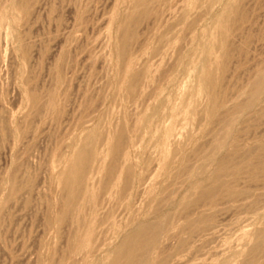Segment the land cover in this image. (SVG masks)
Segmentation results:
<instances>
[{
	"label": "rangeland",
	"instance_id": "374dc122",
	"mask_svg": "<svg viewBox=\"0 0 264 264\" xmlns=\"http://www.w3.org/2000/svg\"><path fill=\"white\" fill-rule=\"evenodd\" d=\"M158 1L161 3L159 4ZM163 1L164 0H152L148 3V7L150 4L151 7L150 9L148 8L147 16L145 17L144 15V17L141 16L139 18L138 23L135 24L137 27H134V24L130 27L134 35L130 36L131 39L128 40L125 46V48L129 47L130 49H124V53H122L120 51L122 48H119L122 47V41L120 40H123L121 24L135 11V6L133 7V5H136L135 0H0V264H47L49 261L48 259L52 256L57 260L58 256L65 252L67 247L66 242H68L67 239L70 238L71 231L76 228L77 224H75L74 221L77 216L74 215L72 218L71 215L67 219V223L64 222V225H66V227L71 226L69 228L72 230L70 231L68 227L65 228L62 224L61 229H63V231L61 230V233L63 235L60 233L61 235L58 236H56L54 232L55 229H52L54 228V226H52L53 223L49 224L50 221L48 220L52 217L51 213L54 215L59 208L58 201L62 194L59 176L65 167V163L62 161H64V159L66 160L70 155L72 147L76 145V143H79V139H81L85 132L83 130L85 127V130L98 128V132L100 133L101 131V139L97 143V155L100 156V159L97 156L96 160L92 163V165H94L90 167L91 174L89 183L92 184L93 187L95 185V189L97 188V190H99V181L101 180L102 174L103 176L105 174L103 173L105 172L103 168L111 157L109 156L110 154L106 142L112 137L114 131L118 129L117 127H120L119 124L124 126V121H126L125 123L129 122L126 124L127 128L124 126L128 132L126 131L127 134L125 133L126 142L124 143H126V145L124 144L123 147L125 146V148L122 147L121 149L122 152L120 153L121 156L119 155L120 159L118 158V166L121 167L124 164H132L133 160L135 173L133 180L135 183L133 182L132 189L128 190V197H125V200L123 194L122 197L120 194H117L118 190L113 189L111 192L112 183L108 184L106 189H102L103 192L100 189L99 191L102 193L97 191L98 195L101 194L97 196L99 198L101 197V200L98 199L100 203L98 201L96 202L97 204L99 203L96 205L97 212H101V214H98V218L102 217L100 215H102L103 210L105 216L112 213L111 219L109 218L108 220L109 222L114 218L113 221L116 224L119 223L118 226L126 227L129 221L130 223L135 222L147 214L149 215H147L148 218H152L151 215L155 209L159 211L163 208V211H160L162 213L160 215L164 217V220L166 219L165 222L168 223L165 224L166 232L164 233L165 235L161 237L163 239H161L162 241L159 244L160 247H157L158 249L156 248L157 252L153 249V254L151 253L153 257H165V255L168 254L167 264H264L263 171H260L254 178L251 177V172L253 171L252 164H248L245 169L241 171H244L243 174L240 172L242 175L238 174L235 176L229 171H224V175H222L223 173L221 174L223 177L220 176V180L224 183L227 182L228 188L237 191L240 189V193H248H242L239 196V193L237 195L229 194V196L231 195L229 197L228 193L224 190L222 191L223 187H221L217 197H212V200L205 199L202 202L201 200L203 199H199L201 188L211 183L212 177L214 173H216L219 159L225 154V156H229L233 160L234 158L235 160H240L245 154L254 150L261 153L262 156L259 154L258 158L254 154V156H252V158H255L253 161L260 160L264 163V154H262L264 153V117L262 119L255 118L253 114L254 110L236 108L230 114L232 121L230 120L229 126L224 123L222 125L220 122L211 121L207 117L205 110H203V108L206 109L205 106L208 103L209 97L206 95L207 93L205 91L203 92L200 89L199 81L200 75L204 73L209 72L212 75H217L218 73V77L222 76L221 86H223L222 88H224L223 90L226 92V108H231L235 105V102L240 103L242 99L244 100L245 97L241 95L244 94L245 96V94H247L246 91L249 90L248 83H250L251 78H253L256 73L255 71H257V68L264 69V0H231L233 2H231L232 4L230 0H221V2L223 1L222 5L219 0H212V2L211 0H202L203 3H205L203 4L202 1H200L202 6L199 4V0L198 2L197 0ZM162 2L164 4H162ZM165 2H167V5L163 6ZM11 3H13V5ZM207 3L208 8H211L207 9ZM15 4H17V7L19 6V10L18 8L16 9ZM226 5L233 8L237 5L240 6L241 9H244V15L240 20L237 19V15L232 12L225 19L229 27L228 34L230 36L228 35V43L230 44L231 53L228 56L229 58L227 57L224 59L222 57L223 48L220 42V34L216 27V21L223 15V13L219 12L221 10L218 11V9L220 7L222 9V6L225 8ZM4 6H6V10H3L5 9L3 8ZM190 7L193 9L191 8L190 10ZM132 8L133 10H131ZM224 8L222 12H224ZM11 12L15 13L12 14ZM127 14L129 16H126ZM215 16L219 17L216 18ZM9 17H12L11 19L15 17L17 20L14 18V22V20H11ZM8 19L10 20L7 21ZM115 19H117V22ZM189 20L192 21V25H189L191 24ZM235 21L237 23H235ZM132 27L134 29H131ZM163 30L165 33L161 35L160 32L162 33ZM136 31H138V33ZM201 31L203 32L202 35ZM207 31L209 32L207 33ZM166 33H171L172 37H169ZM12 35H14V37ZM159 36H162L163 39ZM167 36L169 38H167ZM10 37L13 38L11 39ZM158 37L160 38V42L158 40L155 41L156 38L159 39ZM209 37H211L212 40ZM215 38L216 40H214ZM118 39H120L119 42ZM208 39L209 41L207 42ZM16 40L18 42H16ZM20 41L21 44L19 43ZM161 41L162 43L166 42L165 44L168 45L164 44L163 48ZM210 41H212V43ZM154 42H159V44L157 45ZM205 42L206 44H204ZM17 43H19V45ZM151 43L154 44L152 45ZM208 43H210V45H208ZM149 44L152 47L148 46ZM200 44L201 46H199ZM206 45L209 47L213 45L212 49H214L210 51L209 54L206 53V55H204L205 51L208 52V47ZM116 46L118 47L116 48ZM155 47L158 49H155ZM167 47H170L169 50ZM152 48L153 50L155 49V51L152 52ZM166 48L168 52H165L164 49ZM118 51L119 54L121 53L120 56L116 53ZM153 53L155 55H151ZM159 53L161 55H158ZM214 55L215 57H213ZM117 56L119 59L122 58V60L126 62L124 63L121 59L119 60ZM178 57L180 63L183 64H176V62L178 63ZM180 57L184 59L182 60ZM219 57H222V59H219ZM129 58H132V60H129ZM185 58H188L187 60L191 62H182L186 60ZM220 62L222 63L220 64ZM174 63L178 70L174 66ZM132 64H135V69L132 68L134 67ZM222 64H224V70L222 69ZM128 67L130 68L129 71H140L142 68L141 73H144L140 75L143 79L141 78L142 81L139 82L140 86L136 88V93L137 89L138 93H135L136 95L134 96L137 97L131 96L128 92L127 94V89H124L127 84L126 77ZM146 67H148V70H145ZM136 68L138 70H136ZM202 68L204 71H200ZM122 69L125 70L123 71ZM209 69L215 72L213 73L209 71ZM147 71L149 72L147 73ZM169 72L170 74H174L175 72V75H169ZM237 72L239 73L237 74ZM223 73L225 74L223 75ZM144 75H148L149 77L146 76V78H144ZM121 77L123 79H121ZM168 77H170V79L174 78L172 79L173 81L169 80ZM123 83L126 84L124 85ZM122 85L124 87H122ZM31 92L33 93L31 94ZM157 92L158 94H156ZM36 95H39V100L38 98L36 99ZM129 95L133 99H130ZM155 95H157L159 99H157ZM263 95L264 94L261 95L262 98H264ZM261 96L259 101L263 103L264 99H262ZM156 99L157 101L155 102ZM162 99H164V101ZM170 100H172V103H175L177 107V115L173 122H171V119L168 117V111H170V107L168 108V106L172 107ZM50 101L55 106H53L52 103L50 105ZM165 102L166 104H164ZM153 103L156 105L159 103L163 104L160 106H165L164 111H166V116L165 113H163L164 116L162 115L164 111L163 108H160L159 111L161 112L155 114L156 119L153 117L154 114L151 115L153 119L150 126H143V123H140L141 127L138 123L139 118L142 115H147L152 112ZM230 104L233 105L231 106ZM193 105L198 109H195ZM190 109L193 111L191 112ZM194 111L196 112L193 113ZM246 112L252 113L253 116ZM190 114L195 116L191 117ZM156 115L157 117L162 116L157 118ZM159 119H161V122H165L161 123ZM99 120L100 123H98ZM170 123L174 126L176 142L172 140V143H169V145L165 147L167 150L165 152V148L160 144L161 141L159 140L160 136H158V134L161 133V131L163 132L164 127L168 126ZM208 123L209 126L207 127ZM237 123L239 124L238 126ZM136 124L138 128L134 127ZM127 125L130 126L132 130L129 129ZM152 130H154L155 133L157 132L156 135ZM217 130L220 131L218 132ZM132 133H134L136 137L134 136L131 139L133 136ZM152 133L153 135H150ZM77 135L80 137L78 136L77 138ZM231 137H234V139ZM103 139H105V141ZM72 141L75 143H72ZM130 142H133L131 145L133 147H130ZM70 143L72 146L69 145ZM224 144H227V146ZM160 147H162L163 150ZM129 148L135 149L131 152L132 150ZM176 148L179 149L177 150ZM123 150L126 151V153L123 152ZM129 150L131 153L129 152V155H127ZM136 150L137 156L134 154ZM140 151H142V153ZM217 151L221 152V154ZM160 153L164 156V159L162 156H159ZM132 154L134 155L132 156ZM218 154H220V157ZM229 154H232V156ZM179 155L181 157L183 156V158L180 159ZM129 156L130 160L125 159L126 157L129 158ZM149 156L154 158L152 159L154 161H151V163H149V158H151ZM103 161L104 164H102ZM128 161L129 163H126ZM211 161H214V163L216 162L215 166ZM179 162L181 163L179 164ZM98 163H100L101 166ZM96 164L99 165H97L99 168ZM184 164L185 166L182 167L181 165ZM178 168H180V172ZM157 169L162 172L160 173ZM208 170H211L210 172L212 174L210 173V175H208ZM100 171L102 174L99 173ZM97 172L99 173L98 176ZM150 173L153 174L149 175ZM176 175H178V177H176ZM190 176L193 177V179H191ZM147 177H150V182L147 181ZM15 178H17V180ZM175 178L177 179L175 180ZM154 179H156V181ZM171 179H174V181L172 182ZM208 179H210V181ZM224 179H226V182ZM11 180L17 181L21 185L14 181L10 183ZM152 182L155 186L158 185L154 188ZM14 184L17 187L15 190L16 192L12 191ZM145 188L147 190L149 188L151 192L146 194L149 190L145 191ZM153 189L156 190L152 194V191H154ZM143 191L144 193H142ZM103 193L106 194L103 195ZM111 193L113 194L111 195ZM143 194L147 199L148 197L150 198V195H153L152 200L148 199L152 204H148ZM105 195H107L106 198L108 196L109 198L106 199L104 197ZM114 196L119 197L115 198ZM164 196L165 199H163ZM104 199L107 200L108 203L104 201ZM119 199H123L122 202H119ZM161 199L162 203L160 201ZM176 199L178 201H176ZM112 200H114L113 202L117 200V202L114 203H117L116 206L113 205L112 202L109 203V201ZM179 201L180 204L178 203ZM170 202H173V205ZM100 204L102 208L101 206L99 207ZM118 204L120 208H122L124 204L125 205L118 211ZM126 204H128L127 208L125 207ZM106 205L108 207L110 205V207H105ZM111 206H113V209H111ZM170 206L171 209L169 208ZM87 207H85L86 209L83 208L85 212L84 210L82 213L80 212V216L82 214V216L89 217V208L91 206L88 205ZM132 208H135L134 210L136 211L132 210ZM165 208H169V211ZM54 209L55 211H53ZM105 209L107 210L106 212ZM164 209L166 211H164ZM127 210L128 212H126ZM188 210L193 211L189 212L191 216ZM121 211L124 212H122L123 215H120ZM113 213L114 215L116 214V219ZM130 213L131 215H129ZM124 217L126 220L123 219ZM200 217L207 218V223L204 224L205 226L199 227L200 229L196 228L189 233L186 242L183 244L185 247L182 245L184 248L181 246L179 247L180 249H177L178 245L180 246L179 241L187 236L189 231V229L186 228L187 221ZM121 222H125L123 223L124 226H122ZM110 223H112V221ZM207 226L208 228L205 229ZM63 232H67V234ZM61 240H64L63 242L65 245ZM256 242L260 243V248L252 252V248ZM162 250H164V254ZM52 251L53 253H51ZM223 259L225 262H221L224 261Z\"/></svg>",
	"mask_w": 264,
	"mask_h": 264
},
{
	"label": "bare ground",
	"instance_id": "6f19581e",
	"mask_svg": "<svg viewBox=\"0 0 264 264\" xmlns=\"http://www.w3.org/2000/svg\"><path fill=\"white\" fill-rule=\"evenodd\" d=\"M21 1V0H20ZM150 1H152V0H135V3H136V5H133V7L135 6V11L132 13V14H130V16L127 14L126 16H129L125 21H124V19H123V23L121 24V26H122V32H123V35H122V37H123V40L121 39H118V42H119V40L120 41H122V47H119L121 50V52L122 53H124V49H130L129 47L128 48H125V46H126V44H127V42H128V40L129 39H131L130 38V36L131 35H134V32H133V34H132V32H131V30H130V27L132 26V24H134V27L136 26L137 27V25H135L136 23H138V21H139V18L141 17V16H143L144 17V15H145V17L147 16L146 14H147V12H148V8L150 9V7H151V4H150V6L148 7V3L150 2ZM161 1V0H160ZM165 1V0H164ZM163 1V2H164ZM167 1V0H166ZM200 1H202V0H199V4L201 3ZM207 1V0H206ZM218 1V0H217ZM232 1H234V0H232ZM231 0H230V3L232 2ZM24 2V1H23ZM134 2V1H133ZM159 2V1H158ZM162 2V4H164ZM170 2V1H169ZM197 2H198V0H197ZM210 2V1H209ZM211 2H212V0H211ZM219 2L221 3V5H222V2H221V0H219ZM226 2V1H225ZM25 3V2H24ZM24 3H23V6H24ZM161 2H159V4H160ZM202 3H203V1H202ZM233 3V2H232ZM231 3V4H232ZM236 3V2H235ZM12 5H13V3H11ZM21 4V3H20ZM203 4H205V3H203ZM212 4V3H211ZM230 4V5H231ZM16 5V9L18 8V10L20 9L19 8V6L17 7V4H15ZM167 5V2H165V5H163V6H166ZM193 5V4H192ZM191 5V6H192ZM201 5V4H200ZM208 3L206 4V7H207V9H209V8H211V7H209L208 8ZM209 5H210V3H209ZM212 5H214V4H212ZM211 5V6H212ZM153 6V5H152ZM159 6V5H158ZM162 6V7H163ZM202 6V5H201ZM234 6V5H233ZM243 6V5H242ZM6 6H4L3 8H5ZM21 7V6H20ZM204 7V6H203ZM22 8V7H21ZM153 8V7H152ZM191 8L192 7H190V10H191ZM217 8V7H216ZM224 8V6H222V9ZM14 9V8H13ZM156 9H157V7H156ZM159 9V8H158ZM193 9V8H192ZM221 9V7L218 9V11L219 10H221V11H219V12H221V13H223V15H222V17H220V18H218V17H216V18H218L217 19V21H216V27L218 28V31H219V34H220V42L222 43V48H223V53H222V57L225 59V58H227L229 55H230V44L228 43V31H229V27H228V25H227V23H226V18L229 16V14L230 13H234L235 15H237V19H240L241 20V18L243 17V15H244V9H241V7L240 6H236V7H230V6H228V5H226L225 6V8H224V12H222L223 10ZM3 10H6V8L5 9H3ZM131 10H133V8L131 9ZM160 10V9H159ZM8 11V10H7ZM157 11V10H156ZM155 11V12H156ZM213 11V10H212ZM154 12V13H155ZM158 12V11H157ZM156 12V13H157ZM202 12V11H201ZM12 14L13 13H15V12H11ZM131 13V12H130ZM159 13V12H158ZM190 13V12H189ZM199 13V12H198ZM206 13V12H205ZM8 14H9V12H8ZM2 15V14H1ZM5 15V14H4ZM3 15V16H4ZM10 15V14H9ZM6 16V15H5ZM14 16H15V14H14ZM115 16V15H114ZM209 16V15H208ZM234 16V15H233ZM8 17V16H7ZM116 17V16H115ZM115 17H113V18H115ZM118 18H120L119 16H117ZM156 17V16H155ZM201 17V16H200ZM6 18V17H5ZM10 18V17H9ZM12 18V17H11ZM10 18V19H11ZM15 17H13V19H11V20H14V22H15V19L17 20V18H15ZM112 18V19H113ZM186 18H187V16H186ZM215 18V19H216ZM10 19H8L7 21H9ZM188 19H189V17H188ZM187 19V20H188ZM233 19V18H232ZM117 19H115V21H116ZM181 20H182V18H181ZM186 20V21H187ZM243 20V19H242ZM183 21V20H182ZM185 21V22H186ZM190 21V20H189ZM233 21V20H232ZM11 22V21H10ZM112 22H113V20H112ZM117 22V21H116ZM192 21H190V23H191ZM203 22H206V21H203ZM208 22V21H207ZM13 23V22H12ZM235 23H237L236 21H235ZM14 24V23H13ZM186 24H187V22H186ZM188 25V24H187ZM189 25H192V23L191 24H189ZM188 25V26H189ZM119 26V25H118ZM232 26H234V25H232ZM172 28V27H171ZM206 28H208V27H206ZM205 28V29H206ZM210 28V27H209ZM244 28V27H243ZM118 29V28H117ZM131 29H134L133 27L131 28ZM169 29V28H168ZM137 30V29H136ZM210 30V29H209ZM10 31V30H9ZM118 31V30H117ZM167 31V30H166ZM171 31H172V29H171ZM211 31L213 32V30L211 29ZM215 31H216V29H215ZM137 33H138V31H136ZM170 32V31H169ZM168 32V33H169ZM209 31H207V33H208ZM217 32V31H216ZM119 33H121V32H119ZM163 33H165L164 32V30L162 31V33L160 32V34L162 35ZM168 33H166V34H168ZM202 31H201V35H202ZM206 33V34H207ZM122 34V33H121ZM159 34V33H158ZM157 34V35H158ZM166 34H165V36H166ZM205 34V35H206ZM215 34V33H214ZM169 35V37H172L171 36V33L170 34H168ZM204 35V36H205ZM211 35V34H210ZM13 37H14V35H12ZM121 36V35H120ZM215 37H216V34L214 35ZM219 36V35H218ZM230 36V35H229ZM9 37V36H8ZM12 37V38H13ZM160 38L162 37V36H159ZM158 37V38H159ZM168 36H167V38H169ZM174 37V36H173ZM206 37H207V35H206ZM213 37V36H212ZM11 38V37H10ZM11 38V39H12ZM114 38V37H113ZM160 38L159 39H157L156 38V40L155 41H159L160 40ZM211 40H212V38L211 37H209ZM162 39H163V37H162ZM165 39H166V37H165ZM164 39V40H165ZM201 39V38H200ZM203 39V38H202ZM230 39V38H229ZM15 40V39H14ZM18 40V39H17ZM16 40V42H18ZM164 40H162V41H164ZM168 40V39H167ZM167 40H166V42H167ZM214 40H216V38L214 39ZM214 40H213V42H214ZM113 41V40H112ZM162 41H161V44H162V47L164 48V44L166 43V42H163L162 43ZM204 41V40H203ZM209 41V39L207 40V42ZM218 41V40H217ZM245 41V40H244ZM160 42V41H159ZM159 42H154V43H156L157 45L159 44ZM211 43H212V41H210ZM20 44H21V41L19 42ZM19 43H17L18 45H19ZM99 43V42H98ZM130 43V42H129ZM154 43H151L152 45L154 44ZM216 43V42H215ZM214 43V44H215ZM9 44V43H8ZM204 44H206V42L204 43ZM220 44V43H219ZM237 44V43H236ZM18 45H17V47H18ZM130 45V44H129ZM156 45V46H157ZM165 45H168V44H165ZM208 45H210V43H208ZM148 46H151L150 44L148 45ZM155 46V45H154ZM159 46H161V45H159ZM176 46V45H175ZM199 46H201V44L199 45ZM207 46V45H206ZM213 46V45H212ZM212 46H207L208 48H207V51L208 52H206L205 51V48H204V51H205V53H204V55H206V53L207 54H209V52L210 51H213V49H212ZM16 47V46H15ZM118 46H116V48H117ZM152 47V46H151ZM158 47V46H157ZM157 47H155V49H158ZM161 47V48H162ZM237 47H238V45H237ZM168 48V50H169V48L170 47H167ZM167 48L166 49H164L165 50V52H168V50H167ZM201 48V47H200ZM155 49L153 50V48H152V52L153 51H155ZM199 49V48H198ZM215 49H217V48H215ZM117 50V49H116ZM137 50V49H136ZM167 50V51H166ZM201 50V49H200ZM204 51H202V52H204ZM242 51V50H241ZM147 52V51H146ZM200 52V51H199ZM247 52V51H246ZM116 53H118L119 54V51L118 52H116ZM115 53V54H116ZM130 53V52H129ZM156 53V52H155ZM188 53V52H187ZM192 53H194V52H192ZM211 53H213V52H211ZM121 54V53H120ZM120 54H119V56H120ZM125 54H126V52H125ZM149 54V53H148ZM157 54V53H156ZM200 54H201V52H200ZM102 55H103V53H102ZM151 55H155L154 53L153 54H151ZM158 55H161L160 53L158 54ZM165 55V54H164ZM179 55V54H178ZM182 55V54H181ZM184 55V54H183ZM189 55V54H188ZM187 55V56H188ZM203 55V54H202ZM203 55V56H204ZM213 55V54H212ZM123 56H124V54H123ZM130 56V55H129ZM129 56H127V57H129ZM132 56V55H131ZM157 56V55H156ZM186 56V55H185ZM190 56V55H189ZM217 56V55H216ZM218 56H220V55H218ZM86 57V56H85ZM107 57V56H106ZM182 57V56H181ZM180 57V58H181ZM184 57V56H183ZM211 57V56H210ZM213 57H215V55L213 56ZM222 57L220 58L219 57V59H222ZM117 58H118V56H117ZM189 58V57H188ZM187 58V59H188ZM209 58V57H208ZM229 58V57H228ZM119 59V58H118ZM121 60H122V58H120ZM119 59V60H120ZM182 60L184 59V58H181ZM180 59V60H181ZM186 59V58H185ZM184 60V61H182V62H184L185 63V61H187L186 63H188V61H190V60ZM191 59V58H190ZM129 60H132V58L130 59L129 58ZM178 63L176 62V64H179V65H181V64H183V63H180V61H179V57H178ZM207 60V59H206ZM206 60H205V62H206ZM216 60V59H215ZM237 60V59H236ZM123 61V60H122ZM201 61H203V60H201ZM210 61H212V60H210ZM209 61V62H210ZM124 62V61H123ZM126 62V61H125ZM124 62V63H125ZM191 62V61H190ZM217 62H219V61H217ZM122 63V62H121ZM133 63V62H132ZM135 63V62H134ZM193 63V62H192ZM211 63V62H210ZM215 63V62H214ZM222 62H220V64H221ZM236 63V62H235ZM175 63H174V66L176 65ZM201 64V63H200ZM207 64H209V63H207ZM227 64V63H226ZM133 65V64H132ZM131 65V66H132ZM135 65V64H134ZM133 65V66H134ZM206 65V64H205ZM216 65V64H215ZM130 66V65H129ZM169 66V65H168ZM184 66H185V64H184ZM183 66V67H184ZM210 66V65H209ZM218 66V65H217ZM170 67V66H169ZM176 67V66H175ZM175 67H174V69H175ZM202 67V66H201ZM203 67H204V64H203ZM214 67V66H213ZM99 68V67H98ZM126 68V67H125ZM132 68H134L135 69V66L134 67H132ZM147 68V69H146ZM145 68V70H148V67H146ZM179 68V67H178ZM209 68V67H208ZM216 68V67H215ZM224 68V64H222V69ZM257 68V67H256ZM128 69V73H127V71H126V73H127V77H126V75H125V77L127 78V84L125 85L124 83V85H125V87L126 88H124V89H127V91H126V93L128 92L131 96H134V95H136L137 93H138V89H137V93H136V88H137V86H140V83L139 82H141L142 80H141V78H142V76L140 77V75L142 74L141 73V69H140V71H135V70H131V71H129V67L127 68ZM172 69H173V67H172ZM176 69H177V67H176ZM217 69V68H216ZM123 71L125 70V69H122ZM136 70H138L137 68H136ZM153 70V69H152ZM178 70V69H177ZM204 70H205V67H204ZM203 70V68H202V70H200V71H204ZM213 70V69H212ZM224 70V69H223ZM122 71V72H123ZM142 71H144V70H142ZM165 71V70H164ZM172 71V70H171ZM174 71H176V70H174ZM209 71H211L210 69H209ZM241 71V70H240ZM149 71H147V73H148ZM173 72V71H172ZM184 72V71H183ZM211 72H213V71H211ZM215 72V71H214ZM213 72V73H214ZM217 72V71H216ZM220 72V71H219ZM222 72V71H221ZM253 72V71H252ZM256 73L254 74V76H253V78H251V81H250V83H248L249 84V90H247L246 92H247V94H245V96H244V94H239V95H241V96H243V97H245L244 98V100L242 99V101L240 102V103H236L235 101V105H233V104H230L231 106L233 105V107H231V108H226L227 106H225V91L223 90L224 88H222L223 86H221L222 84H221V79H222V76H217L218 75V73H217V75H212V74H210L209 72H207V73H204V74H202V75H200V77H199V81H200V89L204 92H206L207 94L206 95H208V103H207V105L205 106L206 107V109H204L203 108V110H205V113H206V115H207V117L211 120V121H215V122H220V123H222V125H223V123L224 124H226V125H230V122L232 121V119H231V117H230V114L232 113V111H234L236 108H243V109H245V110H254V112H253V114H254V117L255 118H263L264 117V102L263 103H261L260 101H259V98H260V96L262 95V94H264V69L263 68H257V71H255ZM82 73V72H81ZM146 73V72H145ZM146 73V74H147ZM167 73V72H166ZM239 72H237V74H238ZM244 73V72H243ZM124 74V73H123ZM144 74V73H143ZM142 74V75H143ZM171 74H173V73H171ZM170 74V72H169V75H171ZM225 73H223V75H224ZM229 74V73H228ZM169 75H167V76H169ZM173 75H175V72H174V74ZM222 75V74H221ZM101 76V75H100ZM146 76H148V75H146ZM146 76L144 75V78H146ZM149 77V76H148ZM173 77V76H172ZM192 77V76H191ZM227 77V76H226ZM140 78V79H139ZM167 78V77H166ZM169 78V80H172V79H174V78H171L170 79V77H168ZM237 78V77H236ZM245 78V77H244ZM121 79H123L122 77H121ZM143 79V78H142ZM164 79V78H163ZM240 79V78H239ZM249 79V78H248ZM99 80V79H98ZM140 80V81H139ZM250 80V79H249ZM82 81V80H81ZM173 81V80H172ZM188 81V80H187ZM186 81V82H187ZM191 81V80H190ZM120 82H122V81H120ZM90 83H92V82H90ZM138 83H139V85H138ZM177 83V82H176ZM105 84V83H104ZM170 85V84H169ZM233 86V85H232ZM98 87V86H97ZM122 87H124L123 85H122ZM231 87V86H230ZM237 87V86H236ZM186 89V88H185ZM246 90V89H245ZM157 91V90H156ZM179 91V90H178ZM124 92H125V90H124ZM161 92V91H160ZM242 92V91H241ZM33 92H31V94H32ZM127 93V94H128ZM136 93V94H135ZM171 93V92H170ZM186 93V92H185ZM229 93V92H228ZM95 94V93H94ZM106 94V93H105ZM156 94H158V92L156 93ZM162 94V93H161ZM29 95H30V93H29ZM34 95V94H33ZM130 95H129V97H130ZM171 95V94H170ZM38 96V97H37ZM156 96V98H157V95H155ZM161 96V95H160ZM169 96V95H168ZM241 96H239V97H241ZM264 96V95H263ZM33 97V96H32ZM93 97V96H92ZM95 97V96H94ZM134 97H137V96H134ZM162 97V96H161ZM178 97H179V95H178ZM198 97V96H197ZM227 97V96H226ZM38 98V100H39V95H36V99ZM64 98V97H63ZM68 98V97H67ZM164 98V97H163ZM242 98V97H241ZM261 98H262V96H261ZM34 99V98H33ZM130 99H133V98H131L130 97ZM135 99V98H134ZM157 99H159V98H157ZM157 99L155 100V102L157 101ZM262 99H264V98H262ZM163 101H164V99H162ZM237 100H239V99H237ZM31 101H33V100H31ZM52 101V100H51ZM50 101V105H51V103L53 102H51ZM163 101H161V102H163ZM240 101V100H239ZM238 101V102H239ZM159 102V101H158ZM261 104H260V103ZM32 103V102H31ZM35 103V102H34ZM40 103V102H39ZM170 103L172 104V107L171 106H168V104H167V106H168V108L170 109V111H168L169 112V114H168V117L171 119V122H173L174 121V119H175V117H176V115H177V107H176V105H175V103L173 104L172 103V100H170ZM226 103H227V101H226ZM48 104V103H47ZM154 104L155 103H153V110H152V112L150 113V112H148V113H150V114H147V115H142L140 118H139V121H138V123L140 124V123H143V126H150V124L152 123V119H153V117L155 118V114H157L158 112H161V111H159L160 110V108H163V111H164V108H165V106L164 107H161L160 105H163V104H161V103H159L158 105H156L155 104V106H154ZM164 104H166V102L164 103ZM170 104V105H171ZM40 105V104H39ZM52 105H53V103H52ZM136 105V104H135ZM36 106H37V104H36ZM53 106H55V105H53ZM194 106V108L196 109L197 107L195 106V105H193ZM70 107V106H69ZM47 108H48V106H47ZM167 108V109H168ZM50 109H51V106H50ZM53 109V108H52ZM61 109V108H60ZM191 109H193V108H191ZM191 109H190V111H191ZM198 109V108H197ZM162 110V109H161ZM189 111V112H190ZM193 111V110H192ZM191 111V112H192ZM57 112V111H56ZM167 112V113H168ZM188 112V113H189ZM196 111H194L193 113H195ZM251 112V111H250ZM146 113V112H145ZM163 113H165V116H166V111H164V112H162V115H163ZM192 113V114H193ZM203 113V112H202ZM245 113V112H244ZM243 113V114H244ZM246 113H249V112H246ZM154 114V116L152 117L151 115H153ZM249 114H252V113H249ZM253 114L251 115V116H253ZM65 115V114H64ZM161 115V116H162ZM191 115V114H190ZM201 115V114H200ZM233 115V114H232ZM241 115V114H240ZM246 115V114H245ZM248 115V114H247ZM161 116H158V117H161ZM164 116V115H163ZM193 116H195V115H193ZM192 115H191V117H193ZM242 116H244V115H242ZM156 117H157V115H156ZM157 117V118H158ZM245 117V116H244ZM250 117V116H249ZM254 117H252V118H254ZM70 118V117H69ZM59 119V118H58ZM156 119V118H155ZM165 119H167V118H165ZM239 119V118H238ZM249 119V118H248ZM251 119V118H250ZM56 120V119H55ZM127 120V119H126ZM231 120V121H230ZM252 120V119H251ZM254 120V119H253ZM257 120H260V119H257ZM124 121V120H123ZM159 121L161 122V119H159ZM206 121V120H205ZM234 121V120H233ZM263 121V120H262ZM55 122V121H54ZM122 122V121H121ZM120 122V123H121ZM126 121H124V126L126 127V124H128V123H125ZM136 122V121H135ZM154 122V121H153ZM163 122H165V121H163ZM163 122H161V123H163ZM214 122V123H215ZM96 123V122H95ZM98 123H100V120H99V122ZM137 123V124H138ZM207 123V122H206ZM217 123V124H218ZM240 123V122H239ZM58 124V123H57ZM137 124L134 126L135 128H138L137 127ZM166 124V123H165ZM164 124V125H165ZM53 125V124H52ZM95 125H98V124H95ZM120 125V127H117L118 129L116 130V131H114V133H113V135H112V137H110V139H108V141L106 142L107 143V148H108V152H109V156H111L110 157V160L108 161V163L106 164V166L103 168V170L105 169V172H103V173H105L104 174V176H103V174L101 173V171L99 172V173H101L102 174V176H101V180L99 181L100 182V185H99V187H100V189L102 190H104V189H106L107 187H108V184H111L112 183V190H111V192L113 191V189H116V190H118V192H117V194H120V196L122 197V194H123V196H124V200H125V197H128V190H131L132 189V186H133V182H134V180H133V176H134V166H133V160H132V164L131 163H129V161L128 162H126V163H129V164H127V165H123V166H118V162H119V159H120V153L122 152L121 151V149H122V147H123V145L125 144L126 145V143H124V142H126L125 140H126V131L128 132V130H126V128L124 127V126H121V124H119ZM131 125H133V124H131ZM156 125H157V123H156ZM168 125V124H167ZM213 125V124H212ZM215 125V124H214ZM225 125V126H226ZM236 125V124H235ZM239 124L237 123V126H238ZM91 126V125H90ZM89 126V127H90ZM118 126V125H117ZM128 126V125H127ZM140 126H141V124H140ZM209 126V123L207 124V127ZM216 126V125H215ZM234 126V125H233ZM64 127V126H63ZM94 127H97V126H94ZM129 127V129H131V127L130 126H128ZM133 127V126H132ZM142 127V126H141ZM158 127V126H157ZM214 127V126H213ZM235 127V126H234ZM102 128V127H101ZM135 128H133V129H135ZM159 128V127H158ZM238 128V127H237ZM85 129H86V127H85ZM85 129H83L85 132L83 133V136L81 137V139H79L80 141H79V143L77 144L76 143V145H74L73 147H72V151H71V153H70V155L67 157V159L65 160L64 159V161H62V162H64L65 163V167L63 168V171L61 172V174H60V181L59 182H61L60 184H61V192H62V194H61V197L59 198V208H58V210L56 211V213L53 215V213H51L52 215V217H48L49 219V224H51V223H53L52 224V226H54V228H52V229H55L54 230V232L56 233V236H58V235H61L62 233V231H63V229H61V225L63 224L64 225V222L65 223H67L66 221H67V219L72 215V218H73V216L74 215H76L77 217L75 218V224H77L76 225V228L73 230V231H71L72 229H70L69 227H71V226H67L69 229H70V231L72 232V233H70L71 234V236H70V238L69 239H67V241L68 242H66V244H67V247H66V249H65V252L62 254V255H60V256H58V259L57 260H55L54 258H53V256L51 257V255H53V254H51L50 255V259H48L49 261L47 262V264H167L168 263V259H167V255H165V257H153L152 256V252H153V249H155L156 250V248L157 247H160L159 246V244L161 243V239H163V238H161V237H163L162 235H165L164 233L166 232L165 231V229H166V225L165 224H167L166 222H165V220H164V217H162L160 214H162L160 211L163 209V208H161V210H154L153 211V214L152 215H154V216H152L151 215V217L152 218H148L147 217V215H145L144 217H141V219H139V220H137V221H135V222H131L130 223V221H129V223L126 225V227H120V226H118V224L119 223H115L114 221H113V219L112 220H110V222L112 221V223H110L108 220H109V218L111 219V214L109 213V214H107L106 216L103 214V210L102 209H99V210H102V215H100V216H102L103 217V215H104V217L102 218H98L99 217V215L98 214H101V212H97V206L96 205H98L100 202L98 201V199L99 200H101L99 197H97V196H99V195H101V194H99L98 195V193H97V191H99V190H97V188L95 189V185H94V187H93V185L92 184H90L89 183V178H90V167H91V165H92V163L96 160V158H97V143H98V141H100V139H101V135H100V133H101V131H100V133L98 132V128H90V129H88V130H85ZM142 129V128H141ZM140 129V130H141ZM230 129V128H229ZM236 129V128H235ZM82 130V131H83ZM102 130V129H101ZM114 130V129H113ZM132 130V129H131ZM138 130V129H137ZM151 130V129H150ZM149 130V131H150ZM237 130V129H236ZM236 130H234V131H236ZM241 130V129H240ZM104 131V130H103ZM111 131V130H110ZM109 131V132H110ZM153 132H154V130H152ZM156 131V130H155ZM218 131V130H217ZM220 131V130H219ZM218 131V132H219ZM226 131V130H225ZM238 131V130H237ZM249 131V130H248ZM130 132V131H129ZM133 132H134V130H133ZM146 132V131H145ZM148 132V131H147ZM214 132H216V131H214ZM231 132V131H230ZM229 132V133H230ZM60 133V132H59ZM106 133V132H105ZM126 133V134H125ZM137 133V132H136ZM151 133V132H150ZM155 133V132H154ZM157 133V132H156ZM156 133H155V135H156ZM223 133V132H222ZM228 133V132H227ZM258 133V132H257ZM78 134H80V133H78ZM133 134V136L131 137V139L135 136L134 135V133H132ZM161 134V135H160ZM178 134V133H177ZM218 134V133H217ZM236 134V133H235ZM252 134V133H251ZM250 134V135H251ZM150 135H153V133L152 134H150ZM215 135V134H214ZM213 135V136H214ZM229 135H232V134H229ZM234 135V134H233ZM245 135V134H244ZM78 136L79 135H77V138H78ZM130 136V135H129ZM129 136H128V138H129ZM158 136H160V141H161V145L165 148L166 146H168L169 145V143H172L171 141L172 140H176V133H175V131H174V126H173V124L172 123H170L168 126H165L164 127V131L162 132L161 131V133H159L158 134ZM235 136V135H234ZM251 136H253V135H251ZM75 137V136H74ZM80 137V136H79ZM136 137V136H135ZM107 138V137H106ZM109 138V137H108ZM155 138V137H154ZM156 138H157V136H156ZM155 138V139H156ZM188 138V137H187ZM231 138H233L234 139V137H231ZM235 138H237V137H235ZM249 138V137H248ZM136 139V138H135ZM227 139V138H226ZM104 141H105V139H103ZM150 140H152V139H150ZM232 140V139H231ZM75 141V140H74ZM74 141H72V143L74 142ZM77 141V140H76ZM133 141H134V139H133ZM158 141V140H157ZM179 141V140H178ZM209 141V140H208ZM52 142V141H51ZM153 142V141H152ZM176 142V141H175ZM186 142V141H185ZM187 142H188V140H187ZM215 142V141H214ZM222 142V141H221ZM65 143V142H64ZM75 143V142H74ZM101 143V142H100ZM105 143V144H106ZM131 143V144H130ZM129 144H130V147H133V146H131L132 144H133V142H130ZM136 143V142H135ZM156 143V142H155ZM159 143V142H158ZM189 143V142H188ZM207 143V142H206ZM220 143V142H219ZM225 143V142H224ZM227 143V142H226ZM174 144V143H173ZM217 144V143H216ZM70 146H72L71 145V143L69 144ZM101 145V144H100ZM206 145V144H205ZM218 145V144H217ZM221 145H222V143H221ZM224 145H226L227 146V144H224ZM63 146H64V144H63ZM104 146H106V145H104ZM128 146V145H127ZM134 146H135V144H134ZM223 146V145H222ZM228 146H229V143H228ZM169 147H171V146H169ZM175 147H177V146H175ZM212 147V146H211ZM219 147H220V145H219ZM249 147V146H248ZM123 148H125V146L123 147ZM161 149H162V147H160ZM239 148H241V147H239ZM238 148V149H239ZM247 148V147H246ZM43 149V148H42ZM106 149V148H105ZM130 150H132L131 152H133L134 151V149H131V148H129ZM170 149V148H169ZM175 149V148H174ZM177 149V148H176ZM179 149V148H178ZM177 149V150H178ZM214 149V148H213ZM213 149H212V151H213ZM220 149V148H219ZM224 149V148H223ZM237 149V148H236ZM249 149V148H248ZM253 149V148H252ZM124 150H126V149H124ZM123 150V152H125L126 153V151H124ZM128 150V149H127ZM130 150L128 151V154L127 155H129V152H130ZM156 150V149H155ZM163 150V149H162ZM165 150V152L167 151L166 150V148L164 149ZM176 150V151H177ZM217 150H218V148H217ZM222 150V149H221ZM233 150V149H232ZM241 150V149H240ZM262 150V149H261ZM106 151V150H105ZM139 151V150H138ZM216 151V150H215ZM226 151V150H225ZM224 151V152H225ZM245 151V150H244ZM130 152V153H131ZM141 153H142V151H140ZM160 152V151H159ZM169 152V151H168ZM167 152V153H168ZM177 152H179V151H177ZM218 152V151H217ZM217 152H216V154H217ZM222 152H223V150H222ZM237 152V151H236ZM182 153H184V152H182ZM212 153V152H211ZM214 153V152H213ZM218 153H220L221 154V152H218ZM99 154V153H98ZM108 154V153H107ZM134 154H135V156H137L136 154H137V150H136V153L134 152ZM134 154H132V156L134 155ZM194 154V153H193ZM220 154H218V156L220 155ZM224 154V153H223ZM240 154V153H239ZM254 154L259 158V154L261 155V153H258V151L256 152V151H254V150H252L250 153H248V154H245V156L244 157H242V159H240V160H235V158H234V160L232 159V158H230L229 156H222L220 159H219V157H218V159H219V163H218V167H217V170H216V173H214V175H213V177H212V181H211V183L209 184V185H206V186H203L202 188H201V191H200V194H199V199H203V200H201L202 202L205 200V199H211L212 197H217V195L219 194V192H220V190H221V187H223V189H222V191L224 190V191H226L227 193H228V196H229V194H232V195H237L238 193V196L240 195V194H246V193H248V192H242V193H240V189H238V191L237 190H234V189H230V188H228L227 187V185L228 184H226L227 182L225 181L226 179H224V181L226 182V183H224L223 181H221L220 180V176H222V175H224V171H229V172H231V174L232 175H238V174H240V172L243 170V169H245V167L248 165V164H252V166H253V171L251 172V177L252 178H254V177H256L258 174H259V172L260 171H263V173H264V163H263V161H260V160H258V161H253V159H255V158H252V156H254ZM262 154H264V153H262ZM120 155V156H119ZM123 155H124V153H123ZM141 155V154H140ZM169 155H170V153H169ZM182 155H184V154H182ZM200 155V154H199ZM205 155V154H204ZM229 155H231L232 156V154H229ZM241 155H243V154H241ZM61 156H62V154H61ZM119 156V157H118ZM131 156V155H130ZM130 156H129V158H125V159H129L130 160ZM142 156V155H141ZM159 156H162L161 155V153L159 154ZM158 156V157H159ZM167 156H168V154H167ZM166 156V157H167ZM214 156H215V154H214ZM262 156V155H261ZM41 157V156H40ZM99 157V159H100V156H98ZM124 157H125V155H124ZM144 157V156H143ZM149 157H151V156H149ZM149 157H146V158H149ZM157 157V158H158ZM163 157V159H164V156H162ZM179 157H180V159H182L183 158V156L181 157L180 155H179ZM191 157V156H190ZM199 157V156H198ZM211 157V156H210ZM216 157V158H217ZM240 157V156H239ZM256 157V158H257ZM64 158V157H63ZM106 158V157H105ZM119 158V159H118ZM122 158H123V156H122ZM137 158V157H136ZM139 158H142V157H139ZM238 158V157H237ZM132 159V158H131ZM135 159V158H134ZM150 160V162L149 163H151V161H154V160H152V159H154V158H149ZM172 159H173V157H172ZM103 160H104V158H103ZM167 160V159H166ZM198 160V159H197ZM204 160H206V159H204ZM210 160V159H209ZM211 160H212V158H211ZM97 161H98V159H97ZM106 161V160H105ZM141 161V160H140ZM144 161V160H143ZM203 161V160H202ZM202 161H201V163H202ZM62 162H60V163H62ZM145 162H146V159H145ZM145 162H142V163H145ZM159 162V161H158ZM207 162H208V160H207ZM210 162V161H209ZM125 163V162H124ZM141 163V164H142ZM170 163V162H169ZM181 162H179V164H180ZM205 163V162H204ZM211 163H214V161L212 162L211 161ZM216 163V162H215ZM215 163H214V166H215ZM31 164V163H30ZM56 164V163H55ZM98 164H100V163H98ZM98 164H96V166L98 165ZM102 164H104V161H103V163ZM148 164V163H147ZM155 164V163H154ZM156 164H157V161H156ZM178 164V165H179ZM188 164V163H187ZM199 164V163H198ZM94 165V164H93ZM92 165V166H93ZM120 165H121V163H120ZM135 165V164H134ZM144 165V164H143ZM166 165V164H165ZM209 165V164H208ZM62 166V165H61ZM99 166V165H98ZM97 166V167H98ZM100 166H101V164H100ZM139 166V165H138ZM160 166V165H159ZM164 166V165H163ZM182 167L183 166H185V164L184 165H181ZM192 166V165H191ZM194 166H196V165H194ZM212 166V165H211ZM63 167V166H62ZM174 167H175V165H174ZM190 167V166H189ZM99 168V167H98ZM144 168V167H143ZM142 168V169H143ZM146 168H147V165H146ZM162 168V167H161ZM187 168H188V165H187ZM186 168V169H187ZM207 168V167H206ZM212 168V167H211ZM213 168H215V167H213ZM44 169V168H43ZM92 169V168H91ZM138 169V168H137ZM140 169V168H139ZM159 169V168H158ZM157 169V170H158ZM172 169V168H171ZM182 169V168H181ZM37 170V169H36ZM99 170H101V169H99ZM146 170V169H145ZM180 170V168H178V171ZM188 170H190V169H188ZM193 170H195V169H193ZM137 171H139V170H137ZM158 171H160V170H158ZM172 171V170H171ZM178 171H177V173H178ZM182 171V170H181ZM185 171H187V170H185ZM211 171V170H210ZM209 170H208V172H209V174L208 175H210V172ZM248 171V170H247ZM92 172H93V170H92ZM135 172H136V170H135ZM152 172V171H151ZM162 171H160V173H161ZM180 172V171H179ZM191 172V171H190ZM207 172V171H206ZM244 172V171H243ZM243 172H241L242 174H243ZM98 172H97V176H98V174H99ZM139 173V172H138ZM148 173V172H147ZM158 173V172H157ZM183 173V172H182ZM181 173V174H182ZM185 173V172H184ZM223 173V174H222ZM226 173H228V172H226ZM262 173V172H261ZM262 173V174H263ZM11 174H13V173H11ZM10 174V175H11ZM15 174V173H14ZM96 174V173H95ZM140 174V173H139ZM143 175H145L144 173H142ZM153 174V173H152ZM151 173L149 174V175H152ZM167 174V173H166ZM176 174V173H175ZM212 174V173H211ZM222 174V175H221ZM230 174V175H231ZM242 174H240V175H242ZM245 174V173H244ZM142 175V176H143ZM182 175H184V174H182ZM204 175H205V173H204ZM12 176V175H11ZM141 176V177H142ZM164 176V175H163ZM170 176V175H169ZM192 176V175H191ZM190 176V178L191 179H193V177H191ZM8 177V176H7ZM16 177V176H15ZM96 177V176H95ZM153 177V176H152ZM160 177V176H159ZM176 177H178V175H176ZM196 177V176H195ZM208 177V176H207ZM223 177V176H222ZM259 177H262V176H259ZM13 178H14V176H13ZM99 178V177H98ZM144 178V177H143ZM148 178V177H147ZM150 178V177H149ZM149 178H148V180L147 181H149ZM154 178H155V176H154ZM163 178H166V177H163ZM167 178H168V176H167ZM170 178V177H169ZM173 178V177H172ZM187 178V177H186ZM198 178V177H197ZM206 178V177H205ZM242 178V177H241ZM245 178V177H244ZM264 178V177H263ZM16 180H17V178H15ZM14 179V180H15ZM91 179H93V178H91ZM177 178H175V180H176ZM198 179H200V178H198ZM211 179V178H210ZM210 179H208L209 181H210ZM14 180H11V182L10 183H12V181H14ZM19 180V179H18ZM32 180V179H31ZM42 180V179H41ZM95 180V179H94ZM93 180V181H94ZM155 181H156V179H154ZM153 180V181H154ZM172 180V179H171ZM170 180V181H171ZM20 181V180H19ZM147 181H145V182H147ZM174 181V179L172 180V182ZM189 181V180H188ZM193 181V180H192ZM192 181H191V183H192ZM198 181V180H197ZM208 181V182H209ZM14 182H17V181H14ZM144 182V181H143ZM150 182V181H149ZM159 182V181H158ZM194 182H195V180H194ZM199 182H202V181H199ZM230 182V181H229ZM17 183H19V182H17ZM121 183V184H120ZM135 183V182H134ZM139 183V182H138ZM153 183V182H152ZM235 183V182H234ZM20 184V183H19ZM97 184H98V180H97ZM137 184V183H136ZM162 184H163V182H162ZM188 184V183H187ZM193 184V183H192ZM231 184V183H230ZM13 185V184H12ZM21 185V184H20ZM158 185V184H157ZM156 185V186H157ZM240 185V184H239ZM148 186V185H147ZM153 186H154V188L156 187L155 185H154V183H153ZM188 186V185H187ZM230 186V185H229ZM234 186V185H233ZM233 186H231V187H233ZM19 187V186H18ZM144 187H146V186H144ZM149 187V186H148ZM110 188V187H109ZM133 188H135V187H133ZM149 188H151V187H149ZM149 188H148V190H149ZM168 188V187H167ZM198 188V187H197ZM234 188H235V186H234ZM17 189V187L15 186V184H14V186L12 187V191H15ZM53 189V188H52ZM186 189H187V187H186ZM248 189V188H247ZM103 190H102V192H103ZM109 190V189H108ZM136 190V189H135ZM138 190V189H137ZM146 188H145V191H148ZM152 190V189H151ZM154 190V189H153ZM156 190V189H155ZM155 190L154 191H152V194H153V192H155ZM249 190V189H248ZM158 191V190H157ZM193 191V190H192ZM222 191H221V193H222ZM16 192V191H15ZM101 191H99V193H100ZM101 192V193H102ZM107 192V191H106ZM115 192V193H116ZM141 192V191H140ZM151 191L149 190V192H147L146 194H148V193H150ZM182 192V191H181ZM114 193V194H115ZM132 193V192H131ZM137 193V192H136ZM142 193H144V191L142 192ZM158 193H159V191H158ZM165 193V192H164ZM224 193V192H223ZM15 194V193H14ZM104 194H106V193H103V195ZM113 193H111V195H112ZM140 194V193H139ZM110 195V196H111ZM134 195H135V193H134ZM142 195V194H141ZM185 195V194H184ZM227 195V194H226ZM106 196L107 195H105L104 197L106 198ZM138 196V195H137ZM137 196H134V197H137ZM147 196V195H146ZM153 196V195H152ZM152 196L150 195V198L148 197V199L150 200H152ZM224 197H226L225 195H223ZM231 196V195H230ZM229 196V197H230ZM103 197V196H102ZM115 197V196H114ZM117 197H119V196H117ZM117 197H115V198H117ZM143 197H145L144 196V194H143ZM154 197H155V195H154ZM167 197V196H166ZM170 197H171V195H170ZM221 197V196H220ZM235 197V196H234ZM107 198H109V196L107 197ZM106 198V199H107ZM112 198V197H111ZM146 198V197H145ZM162 198V197H161ZM58 199V198H57ZM147 199V198H146ZM147 199V201H148V204H152V202L150 203V201ZM159 199V198H158ZM163 199H165V196L163 197ZM110 200V199H109ZM123 200V199H122ZM122 200L121 199H119L118 201L120 202H122ZM171 200V199H170ZM186 200V199H185ZM198 200V199H197ZM212 200V199H211ZM99 202L98 204L96 203V202ZM104 201H106L107 202V200H105L104 199ZM114 200H112V201H109V203H113V205H117V203L116 204H114L115 202H117V200L115 201V202H113ZM127 201V200H126ZM131 201H132V199H131ZM131 201H129V202H131ZM159 201V200H158ZM161 201V203H162V199L160 200ZM164 201V200H163ZM176 201H178L177 199H176ZM102 202H103V199H102ZM106 202H105V204H106ZM118 202V203H119ZM197 202H199V201H197ZM209 202H210V200H209ZM208 202V203H209ZM212 202V201H211ZM108 203V202H107ZM132 203V202H131ZM164 203H165V201H164ZM170 203H172V205H173V202H170ZM179 204H180V201L178 202ZM192 203V202H191ZM120 204V203H119ZM119 204H118V207H119ZM129 204V203H128ZM128 204H126V208H127V205ZM147 204V205H148ZM168 204V203H167ZM176 204V203H175ZM222 204V203H221ZM220 204V205H221ZM88 205H90L91 207L89 208L90 210H89V217H85V216H82V214H81V216H80V212L82 213L83 212V210H84V212H85V207H87ZM121 205V204H120ZM123 205V204H122ZM125 205V204H124ZM123 205V206H124ZM198 205V204H197ZM101 206V204L99 205V207ZM123 206H122V208H123ZM135 206V205H134ZM133 206V207H134ZM149 206H151V205H149ZM105 207H108L107 205L105 206ZM109 207H110V205H109ZM108 207V208H109ZM113 206H111V209H113L112 208ZM164 207V206H163ZM168 207V206H167ZM173 207V206H172ZM83 208H85V209H83ZM88 208V207H87ZM101 208H102V206H101ZM120 208V207H119ZM118 208V211L119 210H121L122 208H120L119 209ZM125 208V209H126ZM131 208V207H130ZM139 208V207H138ZM170 209H171V206L169 207ZM169 208H165L166 210H168ZM174 208V207H173ZM175 208H176V206H175ZM185 208V207H184ZM56 209V208H55ZM55 209L53 210V211H55ZM107 209V208H106ZM105 209V212L107 211ZM116 209V208H115ZM135 209V208H134ZM133 208H132V210H134ZM147 209V208H146ZM160 209V208H159ZM164 209V211H166ZM221 209V208H220ZM98 210V211H99ZM117 210V209H116ZM138 210V209H137ZM139 210H140V208H139ZM148 210V209H147ZM146 210V211H147ZM173 210V209H172ZM184 210V209H183ZM227 210V209H226ZM111 211V210H110ZM117 211V212H118ZM129 211H131V210H129ZM134 211H136V210H134ZM163 211V210H162ZM169 211V210H168ZM194 211H195V209H194ZM88 212V211H87ZM112 212V211H111ZM123 211H121L120 212V215H123V213H122ZM126 212H128V210L126 211ZM160 212V213H159ZM185 212V211H184ZM189 212H193V211H190V210H188V213ZM44 213V212H43ZM116 213V212H115ZM122 213V214H121ZM134 213V212H133ZM133 213H132V216H133ZM151 213V212H150ZM164 213H166V212H164ZM186 213H187V211H186ZM199 213V212H198ZM3 214V213H2ZM87 214V213H86ZM119 214V213H118ZM126 214V213H125ZM136 214H137V212H136ZM142 214V213H141ZM183 214V213H182ZM191 213H189V215H190ZM206 214V213H205ZM6 215V214H5ZM113 215H114V213H113ZM116 215V214H115ZM115 215H114V217H115ZM129 215H131V213L129 214ZM169 215V214H168ZM180 215V214H179ZM188 215V214H187ZM187 215H185V216H187ZM193 215V214H192ZM204 215V214H203ZM208 215V214H207ZM206 215V216H207ZM2 216V215H1ZM86 216H88V215H86ZM125 216H127V215H125ZM131 216V217H132ZM137 216V215H136ZM149 216V215H148ZM165 216V215H164ZM181 216V215H180ZM191 216V215H190ZM205 216V215H204ZM166 217V216H165ZM177 217V216H176ZM179 217V216H178ZM208 217V216H207ZM7 218V217H6ZM117 217H115V219H116ZM167 218V217H166ZM168 218H170V217H168ZM187 218V217H186ZM192 218V217H191ZM209 218H211V217H209ZM120 219V218H119ZM122 219V218H121ZM123 219H125V217L123 218ZM132 219V218H131ZM177 219V218H176ZM182 219H183V217H182ZM206 217H200V218H197V219H189L188 221H187V224H186V228L187 229H189V231H188V233H187V236H185V237H183L182 239H181V241H179L180 242V246L178 245V248L177 249H180L179 247H181L185 242H186V240H187V238H188V234L189 233H191L192 231H194L196 228H198V229H200L199 227H201V226H203L205 223H207L206 222ZM213 219V218H212ZM126 220V219H125ZM179 220V219H178ZM177 220V221H178ZM181 220V219H180ZM73 221V220H72ZM116 221V220H115ZM124 221V220H123ZM170 221V220H169ZM176 221V222H177ZM212 221V220H211ZM210 221V222H211ZM48 222V221H47ZM118 222V221H117ZM174 222H175V220H174ZM173 222V223H174ZM181 222V221H180ZM7 223V222H6ZM69 223V222H68ZM72 223V222H71ZM122 223V222H121ZM123 223H125V222H123ZM123 223H122V226H124L123 225ZM179 223V222H178ZM182 223H183V221H182ZM181 223V224H182ZM209 223V222H208ZM43 224H45V223H43ZM74 224V223H73ZM74 224V225H75ZM175 224V223H174ZM70 225H72V224H70ZM170 225V224H169ZM208 225V224H207ZM5 226V225H4ZM65 226V228H67L66 227V225H64ZM64 226H62V227H64ZM73 226V225H72ZM172 226V225H171ZM179 226V225H178ZM205 226V225H204ZM209 226V225H208ZM208 226L207 227H205V229H207L208 228ZM51 227V226H50ZM175 228V227H174ZM185 228V229H186ZM40 229V228H39ZM170 229H171V227H170ZM186 229V230H187ZM204 229V230H205ZM62 230V231H61ZM66 230V229H65ZM64 230V231H65ZM204 230H201V231H204ZM66 231H68V230H66ZM183 231H185V230H183ZM182 231V232H183ZM178 232V231H177ZM186 232V231H185ZM2 233V232H1ZM47 233V232H46ZM61 233V234H60ZM64 233V232H63ZM66 234H67V232H65ZM64 233V234H65ZM177 234V233H176ZM180 234V233H179ZM63 235V234H62ZM8 236H10V235H8ZM168 236H169V234H168ZM46 237V236H45ZM178 237V236H177ZM179 238V237H178ZM62 239V238H61ZM169 239V238H168ZM43 240V239H42ZM164 240H166V239H164ZM64 241V240H63ZM62 240H61V242H63ZM172 241V240H171ZM2 242V241H1ZM38 242V241H37ZM36 242V243H37ZM178 242V243H179ZM260 242V241H259ZM259 242H256L255 243V245L253 246V248H252V252H255V251H257L259 248H260V243ZM64 243V242H63ZM163 243V242H162ZM61 244V243H60ZM64 245H65V243H64ZM162 245V244H161ZM184 246V245H183ZM182 246V247H183ZM1 247V246H0ZM165 247H167V246H165ZM185 247V246H184ZM183 247V248H184ZM163 248V247H162ZM162 248H159V249H162ZM263 248V247H262ZM158 249V248H157ZM164 249V248H163ZM60 250V249H59ZM61 250H63V249H61ZM55 251V250H54ZM163 251L164 250H162V253H163ZM57 252V251H56ZM59 252V251H58ZM155 252V251H154ZM156 252H157V250H156ZM196 252V251H195ZM240 252H242V251H240ZM51 253H53V251L51 252ZM61 253V252H60ZM152 253V254H151ZM165 253H166V251H165ZM55 254V253H54ZM164 254V253H163ZM162 254V255H163ZM251 254V253H250ZM238 255H239V253H238ZM44 256V255H43ZM160 256V255H159ZM8 257V256H7ZM34 258V257H33ZM169 258V257H168ZM225 259V258H224ZM223 259V260H224ZM37 261V260H36ZM221 262H225V260L224 261H221ZM229 262V261H228ZM216 263V262H215ZM33 264V263H32ZM181 264V263H180ZM222 264H224V263H222ZM226 264V263H225Z\"/></svg>",
	"mask_w": 264,
	"mask_h": 264
}]
</instances>
